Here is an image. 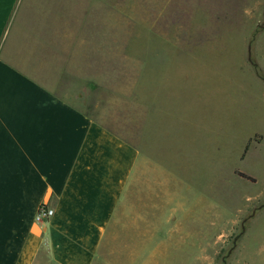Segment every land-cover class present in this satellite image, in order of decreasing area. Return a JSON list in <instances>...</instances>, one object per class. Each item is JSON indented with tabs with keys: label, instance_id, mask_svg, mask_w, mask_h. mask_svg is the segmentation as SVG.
Masks as SVG:
<instances>
[{
	"label": "rangeland",
	"instance_id": "obj_1",
	"mask_svg": "<svg viewBox=\"0 0 264 264\" xmlns=\"http://www.w3.org/2000/svg\"><path fill=\"white\" fill-rule=\"evenodd\" d=\"M120 1L104 70L59 87L140 149L93 264H145L153 207L164 264H264V0Z\"/></svg>",
	"mask_w": 264,
	"mask_h": 264
},
{
	"label": "crops",
	"instance_id": "obj_2",
	"mask_svg": "<svg viewBox=\"0 0 264 264\" xmlns=\"http://www.w3.org/2000/svg\"><path fill=\"white\" fill-rule=\"evenodd\" d=\"M169 1H156V17ZM121 4L0 0V264L94 263L140 149L59 87L104 70L106 36L115 38L105 32V7L114 17ZM144 12L150 18L148 4ZM43 201L55 211L39 221ZM169 217L146 210L145 264L168 263L160 249L183 244L163 237L159 223Z\"/></svg>",
	"mask_w": 264,
	"mask_h": 264
},
{
	"label": "built area",
	"instance_id": "obj_3",
	"mask_svg": "<svg viewBox=\"0 0 264 264\" xmlns=\"http://www.w3.org/2000/svg\"><path fill=\"white\" fill-rule=\"evenodd\" d=\"M55 208L48 204L47 201H43L39 207L36 214V219L39 221H44L50 218L54 214Z\"/></svg>",
	"mask_w": 264,
	"mask_h": 264
},
{
	"label": "trees",
	"instance_id": "obj_4",
	"mask_svg": "<svg viewBox=\"0 0 264 264\" xmlns=\"http://www.w3.org/2000/svg\"><path fill=\"white\" fill-rule=\"evenodd\" d=\"M241 174H243V175H247L248 177L254 179V176H253V175L247 174V173H245V172H243V171L241 172Z\"/></svg>",
	"mask_w": 264,
	"mask_h": 264
}]
</instances>
